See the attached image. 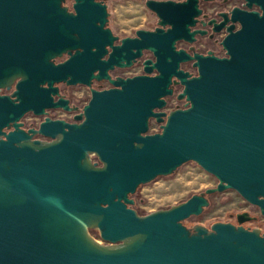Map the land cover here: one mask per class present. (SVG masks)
I'll return each mask as SVG.
<instances>
[{"label":"water","instance_id":"1","mask_svg":"<svg viewBox=\"0 0 264 264\" xmlns=\"http://www.w3.org/2000/svg\"><path fill=\"white\" fill-rule=\"evenodd\" d=\"M245 1L247 9L227 17L224 57L177 48L205 33L191 29L200 0H146L158 25L123 38L104 27L106 13L0 7V88L21 77L11 95H0V264H264V232L244 225L249 212L237 214L238 225L184 223L227 189L264 214V0ZM67 49L66 61H51ZM145 50L155 60L143 61V74L111 77ZM189 60L197 75L181 68ZM93 78L114 86L94 88ZM59 82L90 88L75 116L81 123L46 117L37 129L21 128L29 111L74 109L54 100ZM176 84L185 106L165 111ZM152 118L160 131H150ZM12 121L15 129L4 131ZM188 161L218 184L147 214L131 206L140 185Z\"/></svg>","mask_w":264,"mask_h":264},{"label":"flooded vegetation","instance_id":"2","mask_svg":"<svg viewBox=\"0 0 264 264\" xmlns=\"http://www.w3.org/2000/svg\"><path fill=\"white\" fill-rule=\"evenodd\" d=\"M113 1H116V0H0V7L4 6L11 11L12 10L13 11H16V10L17 11H41L43 14L52 15V16H61L64 14L74 15V16L75 15L102 16L103 14L106 13L108 14L107 15L108 20L104 27L105 28L109 27L112 30V28L110 27V16H111L110 3ZM143 1L146 2V0H143ZM176 1H183V0H176ZM199 6L202 9V13L198 16L196 24L191 29L192 30H204L205 33L204 34L197 33L196 40L192 43L186 40L178 41L177 48L178 49L183 48L192 55L195 53L208 55L210 52H212L214 55H217L219 57L226 56V50L223 48V45L221 42L224 39V37L228 34L227 27L232 24L231 20H229L228 18L231 16V11L235 7H238L241 9H247L246 1L241 0V3H237V2L232 3V0H200ZM157 21H158V18H157ZM234 24H235V30L240 28V24L238 22ZM215 28H221V29L220 31H214ZM112 32L114 35H117L113 30ZM127 36H123V37H127ZM130 36H136V32L134 35H130ZM119 37L123 38L122 36H119ZM119 42L120 40L116 41V43H119ZM203 46H205L206 49H203ZM74 52L75 50H72V53ZM70 55H71L70 50L67 49L65 51H62L60 54L56 55L55 57H53L51 61L54 64H59V63L66 61L70 57ZM147 58H153L155 60L153 53L148 50H145L143 56L139 58L138 61L133 66L128 67V68L115 67L114 69L109 70V74L111 75L112 78H117V77L126 78V77H129L130 75H122L120 73H117V70L129 69L136 65H140L142 71L135 75L143 74L144 73L143 61ZM194 61L195 60H189V61L182 62L181 68L186 71L191 72L193 75H197L198 70L194 66ZM186 64L191 66L190 69L185 68ZM155 73L156 71H154V74ZM20 78L21 77L15 80V82L13 83L10 89L6 87L0 88V95H11L12 92L16 89V84L20 80ZM55 85L59 87V94L53 95L54 100H58L60 97L66 98L69 100V106L74 109L65 110L63 108L52 107V108H47L46 109L47 113L43 115H36L33 111H29L25 113L18 121L19 123L23 124L21 128H23L26 131H29L32 128L37 129L39 128L40 124L42 123V121L45 120L46 117H50L51 119H54V120L63 119L66 121L67 124H80L81 123L80 120L75 119V116L83 111V107L85 106L86 103L80 105L77 102L76 98L70 94L69 90L70 88L77 86V85L84 86L88 90H90V88L82 84L68 85L66 82L55 83ZM44 86H47V84H44ZM113 86L114 85L109 79L98 80L96 78H93L92 80V87L97 88V89H107ZM173 87H174V95L166 97L167 105L163 109L165 111H170L178 107L185 106L186 100L185 99L179 100L177 98V94L182 90V85L176 84ZM172 98H176L178 101H182L183 104L182 105L176 104L174 107L169 108L168 103L170 102ZM158 110L159 109H157V111ZM34 118H37V120H34ZM152 121H156V119L152 118L151 123ZM9 124H10L9 126L4 128V131L9 132L15 129L13 125L14 124L13 121L10 122ZM158 124H159V131H160L161 124L160 123ZM33 138L34 139H45L46 137H44L41 134H34ZM237 214H236V219H237ZM249 215L252 217V219L249 221H253L258 218L257 216L252 215L250 212H249ZM235 224L238 225V221ZM246 227H249V226H246ZM249 228H252V227H249ZM261 230L263 233L264 230L263 229Z\"/></svg>","mask_w":264,"mask_h":264},{"label":"rangeland","instance_id":"3","mask_svg":"<svg viewBox=\"0 0 264 264\" xmlns=\"http://www.w3.org/2000/svg\"><path fill=\"white\" fill-rule=\"evenodd\" d=\"M235 2L241 3V0H232V3ZM110 6V27L119 36L134 35L137 29H153L157 26L156 14L147 8L143 0H116L111 2ZM203 49L206 47L203 46ZM190 67L188 64L185 65V68L190 69ZM141 71V66L136 65L129 69L117 70V73L132 76ZM69 91L80 105L88 103L91 98L90 90L81 85L74 86ZM176 104L182 105L183 102L172 98L168 107H174ZM150 131H159V124L156 121H152ZM217 184L216 176L206 171L195 161H188L174 173L159 176L149 183L140 185L136 193L132 195L134 199L132 207L140 214H147L179 204L193 194L215 187ZM244 211L258 217L256 220L246 222L245 226L264 230V215L260 208L247 201L233 189L211 194L210 205L204 209L203 213L189 217L184 223L190 228L195 224H202L210 228L217 221L236 223V214ZM94 234L99 238L97 232Z\"/></svg>","mask_w":264,"mask_h":264}]
</instances>
